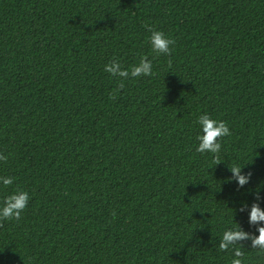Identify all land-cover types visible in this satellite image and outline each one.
I'll return each mask as SVG.
<instances>
[{
  "label": "trees",
  "instance_id": "16d2710c",
  "mask_svg": "<svg viewBox=\"0 0 264 264\" xmlns=\"http://www.w3.org/2000/svg\"><path fill=\"white\" fill-rule=\"evenodd\" d=\"M144 56L151 76L105 71ZM204 114L231 131L218 157ZM0 153V206L30 194L0 264H231L223 232L258 236L239 209H264V0H0Z\"/></svg>",
  "mask_w": 264,
  "mask_h": 264
},
{
  "label": "clouds",
  "instance_id": "9594fccd",
  "mask_svg": "<svg viewBox=\"0 0 264 264\" xmlns=\"http://www.w3.org/2000/svg\"><path fill=\"white\" fill-rule=\"evenodd\" d=\"M150 43L152 51L155 53L171 55L172 46L175 44V41L168 38L162 31H152ZM105 71L114 77L120 78L147 77L153 74V63L147 56H144L141 58L139 64L133 66L131 71H128L122 68L118 60L113 59L105 66ZM123 87L124 84L121 83L120 88ZM197 122L200 126L201 134L197 136L199 144L196 151L201 154H214V157H218L222 148L221 138L231 135L227 123L212 119L207 114L201 115ZM6 160L7 157L0 153V161ZM231 172L239 188H243L250 182L251 174H242V168L231 167ZM0 183L7 187L13 183V178L0 177ZM256 199L260 201L262 198L257 194ZM29 201L30 194L27 191H17L7 196L2 206H0V220H19L22 212L27 208ZM239 210L241 212H248V222L251 226L256 227L259 235L255 236L244 231L240 225L239 228H229L223 232L219 248L222 251L233 250L231 264H244V253L238 247V245H242L240 243L242 241L251 240L252 248L258 249L260 253H264V209L261 208L260 203H253L249 211V206L245 203Z\"/></svg>",
  "mask_w": 264,
  "mask_h": 264
}]
</instances>
